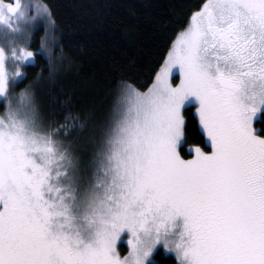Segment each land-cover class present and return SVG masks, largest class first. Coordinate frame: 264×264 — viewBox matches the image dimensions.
Wrapping results in <instances>:
<instances>
[{
	"label": "snow or ice",
	"instance_id": "obj_1",
	"mask_svg": "<svg viewBox=\"0 0 264 264\" xmlns=\"http://www.w3.org/2000/svg\"><path fill=\"white\" fill-rule=\"evenodd\" d=\"M37 17L49 43L33 51ZM0 23V264H155L161 244L180 264H264V0H202L151 85L121 82L88 177L40 79L12 91L19 64L65 59L51 8L0 0ZM193 103L211 151L187 143Z\"/></svg>",
	"mask_w": 264,
	"mask_h": 264
},
{
	"label": "trees",
	"instance_id": "obj_2",
	"mask_svg": "<svg viewBox=\"0 0 264 264\" xmlns=\"http://www.w3.org/2000/svg\"><path fill=\"white\" fill-rule=\"evenodd\" d=\"M12 3L13 0H4ZM33 5L46 4L56 20L55 36L62 47L53 54L65 59L54 62L38 55L34 66L19 64L26 78L12 90L18 93L37 79L41 81L39 99L49 121L75 125L59 139L71 146L85 177L91 176L93 162L111 116L121 82L131 80L142 90L152 83L155 72L167 54L175 35L186 26L192 11L202 0H21ZM34 13L31 12L30 15ZM21 27H29L21 24ZM13 39L10 29L5 26ZM0 29V30H1ZM29 46L36 51L48 44L43 22L37 19ZM2 38V32H0ZM7 46L6 40L1 42ZM9 70L16 65L9 63ZM196 104L185 107L187 143L211 150L199 125ZM4 111L0 99V113ZM71 116L75 119H65ZM82 125V126H81ZM257 127L264 126L259 119ZM188 149H185L187 152ZM121 255H127V239L118 243ZM155 264H180L171 251L159 247L152 257Z\"/></svg>",
	"mask_w": 264,
	"mask_h": 264
},
{
	"label": "rangeland",
	"instance_id": "obj_3",
	"mask_svg": "<svg viewBox=\"0 0 264 264\" xmlns=\"http://www.w3.org/2000/svg\"><path fill=\"white\" fill-rule=\"evenodd\" d=\"M3 3H5V4H8L6 1H4L3 0ZM33 15H36V13H35V11H33ZM37 19H39V17H37ZM6 25L5 24H3V23H0V29L1 28H3V27H5ZM0 32H2V35H3V37L1 38L0 37V46H2V44H1V42H3V41H5L6 39H5V37H9L7 34H6V30H4V29H1L0 30ZM173 76H174V83H179V79H180V77H179V74L177 73V72H175L174 71V74H173ZM195 104V103H194ZM187 106V105H186ZM196 106H198V105H196ZM0 114H3V113H0ZM203 130V129H202ZM204 132V131H203ZM206 139H207V142H208V138L206 137ZM208 144H209V142H208ZM210 145V144H209ZM68 148H69V150L73 153V148L69 145V146H67ZM211 151V150H210ZM74 154V153H73ZM74 156H75V154H74ZM94 159H95V157L93 158V161H94ZM77 161V160H76ZM78 164V163H77ZM80 169V168H79ZM89 170V173H93V171H94V169H88ZM127 246H128V244H127ZM159 247H163V245L161 244V245H158L157 246V249L159 248ZM165 250H167V251H171V250H169V249H167V248H165V247H163ZM127 250L129 251V246L127 247ZM171 252H173V251H171ZM174 253V252H173ZM175 254V253H174Z\"/></svg>",
	"mask_w": 264,
	"mask_h": 264
}]
</instances>
